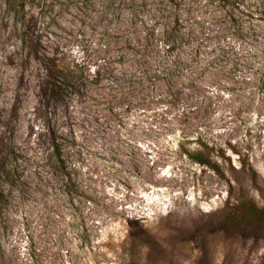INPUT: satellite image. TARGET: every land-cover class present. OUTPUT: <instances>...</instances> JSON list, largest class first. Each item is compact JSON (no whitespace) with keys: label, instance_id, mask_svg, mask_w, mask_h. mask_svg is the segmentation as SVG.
<instances>
[{"label":"rangeland","instance_id":"obj_1","mask_svg":"<svg viewBox=\"0 0 264 264\" xmlns=\"http://www.w3.org/2000/svg\"><path fill=\"white\" fill-rule=\"evenodd\" d=\"M0 264H264V0H0Z\"/></svg>","mask_w":264,"mask_h":264},{"label":"trees","instance_id":"obj_2","mask_svg":"<svg viewBox=\"0 0 264 264\" xmlns=\"http://www.w3.org/2000/svg\"><path fill=\"white\" fill-rule=\"evenodd\" d=\"M51 73L53 74V76H56V77H54V82H52V84H53V90H57L59 88V85H58V83H59V77L54 72H51ZM197 161L199 163H202V164H207V165L211 164V161L209 159H205L204 157H198ZM252 208H253V209H251L252 212L250 213L251 215L255 213V208L254 207H252Z\"/></svg>","mask_w":264,"mask_h":264}]
</instances>
